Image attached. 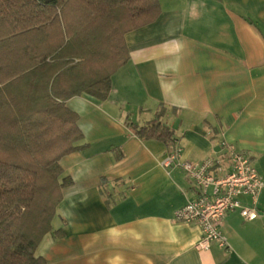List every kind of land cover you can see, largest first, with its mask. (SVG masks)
Returning a JSON list of instances; mask_svg holds the SVG:
<instances>
[{
    "label": "crops",
    "instance_id": "1",
    "mask_svg": "<svg viewBox=\"0 0 264 264\" xmlns=\"http://www.w3.org/2000/svg\"><path fill=\"white\" fill-rule=\"evenodd\" d=\"M159 1V18L127 34L108 99L66 102L85 147L60 161L72 184L37 248L45 264H264V188L257 220L224 219L229 249L200 251V229L175 219L198 188L177 163L163 166L172 149L126 124L161 114L180 160L223 157L227 142L264 181V0Z\"/></svg>",
    "mask_w": 264,
    "mask_h": 264
},
{
    "label": "trees",
    "instance_id": "2",
    "mask_svg": "<svg viewBox=\"0 0 264 264\" xmlns=\"http://www.w3.org/2000/svg\"><path fill=\"white\" fill-rule=\"evenodd\" d=\"M160 14L159 0H0V264H45L37 248L72 184L60 161L85 147L66 102L107 100L130 59L127 34ZM161 117L126 124L173 149Z\"/></svg>",
    "mask_w": 264,
    "mask_h": 264
},
{
    "label": "built area",
    "instance_id": "3",
    "mask_svg": "<svg viewBox=\"0 0 264 264\" xmlns=\"http://www.w3.org/2000/svg\"><path fill=\"white\" fill-rule=\"evenodd\" d=\"M222 146L223 157L208 158L200 163L180 160L177 147L163 161L165 168L177 163L199 190L195 200L176 211L175 219L200 229L197 243L200 251H209L213 244L229 249L222 225L230 213L239 211L248 222L259 217L257 205L264 181L249 154L227 142ZM243 197H249L252 205L245 206L241 201Z\"/></svg>",
    "mask_w": 264,
    "mask_h": 264
},
{
    "label": "rangeland",
    "instance_id": "4",
    "mask_svg": "<svg viewBox=\"0 0 264 264\" xmlns=\"http://www.w3.org/2000/svg\"><path fill=\"white\" fill-rule=\"evenodd\" d=\"M53 223V222H52Z\"/></svg>",
    "mask_w": 264,
    "mask_h": 264
}]
</instances>
